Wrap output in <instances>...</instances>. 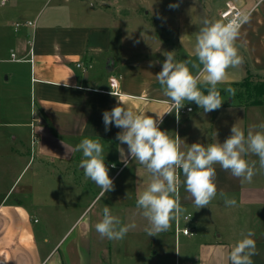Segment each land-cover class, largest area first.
<instances>
[{
    "label": "crops",
    "instance_id": "1",
    "mask_svg": "<svg viewBox=\"0 0 264 264\" xmlns=\"http://www.w3.org/2000/svg\"><path fill=\"white\" fill-rule=\"evenodd\" d=\"M92 1L87 4L85 0H54L44 14H40L45 4L42 1L41 6V0H11L6 8L9 0L0 4V43H5L9 52V57L0 60L20 65L8 71L15 76L11 87L28 88L35 105L29 119L20 121L15 117L12 123L15 128L7 132L15 143L26 128L29 133L33 131L36 141L33 152L31 148L30 151L37 156L34 167L30 157L18 166L15 179L0 198V264H111L112 239L102 238L94 227L104 206L110 207L122 223H132L134 229L146 233L147 220L136 207L135 199L150 175L135 160H130L128 167L123 165L119 150L122 147L127 153V145L116 139L121 129L110 125L105 131L102 112L117 103L139 114L155 116L154 112L163 111L168 98L155 78L165 59L163 52L173 50L177 60L187 59L199 65L194 55L195 38L205 19L221 20L219 12L226 1L239 9L251 8L252 11L249 23L243 26L235 42L242 62L229 66L225 80L217 85L225 97L221 107L203 113L194 102H186L182 108L190 106V111L179 113L178 119L175 112L164 114L160 127L173 137L177 133L182 147H187L185 142L205 145L223 142L234 123L247 132L264 121V103L245 104L237 98L240 82L245 77L251 83L253 77L264 80V3L258 0H162L160 8L147 5L145 13L152 9L157 18H161V29L175 26L174 33H157L155 27H144L138 30L142 36L129 40L124 32L127 17L121 13V9L126 8L112 0ZM170 4L177 6L170 7ZM170 15L171 19L164 17ZM10 16H14L15 22L35 20V26L8 27ZM2 50L0 47V52ZM11 52L19 60L9 59ZM78 62L91 63L92 67L82 70L76 65ZM188 67L195 74L202 66L193 68L190 62ZM20 69L28 71L27 78H20ZM112 76L117 79L113 88L109 85ZM66 79L68 86L63 82ZM228 85L236 90L231 97L225 92ZM84 137L100 140L106 152L108 174L114 182L113 189L94 205L92 201L101 190L79 167L82 154L72 151ZM12 152L13 157L23 153L20 148ZM245 158L256 161V171L250 181L215 165L217 195L208 206L195 209L191 194L182 183L179 187L182 213L191 214L194 234L199 225L203 231L194 264H226L225 253L249 229L256 240V254L252 259L264 264V169H260L255 154L248 153ZM28 168L31 169L29 178L15 190L17 197L10 200L7 194ZM180 178L183 180L182 174ZM56 184H62V204L66 203L62 210L78 212L70 228L79 218L86 217L80 236L65 249L61 247V238L48 240L45 218L40 224L45 201L56 200L55 196L49 197ZM73 185L80 186L82 191L75 192ZM22 195L27 196L26 202ZM231 197L237 200L236 206L225 205V198ZM72 200L80 202L76 208L69 205ZM173 221L165 232L172 234Z\"/></svg>",
    "mask_w": 264,
    "mask_h": 264
},
{
    "label": "clouds",
    "instance_id": "2",
    "mask_svg": "<svg viewBox=\"0 0 264 264\" xmlns=\"http://www.w3.org/2000/svg\"><path fill=\"white\" fill-rule=\"evenodd\" d=\"M258 2L264 3V0ZM251 11V8L237 9L226 21H203L194 45V55L199 65L187 59L177 60L173 50L163 52L165 59L155 74L164 96L168 98V105L163 111L154 112L155 116L139 114L123 103H117L110 110L102 112L105 131L109 130L110 125L121 129L116 133V139L120 144L127 145V153L122 147L119 150L123 165L128 167L130 160H135L150 175V180L135 199L136 207L147 220L145 231L148 235L166 231L170 221L183 212L178 196L181 183L191 194L195 209H199L208 206L217 195L215 165L230 171L235 177L250 181L256 171V161L247 160L245 155L252 153L259 158L260 169H264V121L250 127L247 132L234 123L230 135L223 142L207 145L185 142L187 147H182L181 137L177 133L173 137L168 130L160 127L166 113L175 112L178 119L179 109L186 102H194L203 113L221 107L225 97H222L217 85L225 80V70L229 66L242 62L235 42L243 26L249 23ZM190 62L193 68L202 67L193 74L188 67ZM63 82L68 86L67 79ZM199 85L207 86V91ZM235 91L231 85L225 88L230 97ZM72 151L82 154L79 167L101 190L92 201L94 205L114 187L113 178L108 174L109 167L105 164L104 146L99 139L84 137L74 145ZM224 203L236 206L237 200L234 197L225 198ZM94 227L102 238L119 240L134 224L122 223L110 207L104 206L102 216ZM253 237L252 229L243 234L225 253L226 264H253L252 257L256 254V240Z\"/></svg>",
    "mask_w": 264,
    "mask_h": 264
},
{
    "label": "rangeland",
    "instance_id": "3",
    "mask_svg": "<svg viewBox=\"0 0 264 264\" xmlns=\"http://www.w3.org/2000/svg\"><path fill=\"white\" fill-rule=\"evenodd\" d=\"M42 1L45 3L42 6ZM47 1V2H46ZM54 0H41L40 5L42 6L40 14L47 12L49 8L53 5ZM92 0H85L89 4ZM98 1V0H97ZM107 2L110 0H106ZM116 1L119 6H122L126 9H121V13L127 17V24L125 33L128 39L134 37L142 36V32L139 33L138 30L144 27H155L157 33H174L175 26H171L168 30H163L160 27L161 18L154 14L152 9H149V13L145 12L148 9L147 5L157 6L160 8L164 2L162 0H112ZM93 2V1H92ZM42 3V4H41ZM11 0L7 2L4 6L5 8L10 6ZM95 4V3H94ZM39 6V8L41 7ZM89 6V5H88ZM90 7V6H89ZM156 7V8H157ZM169 14V13H168ZM162 19L167 17L171 19L173 16H161ZM14 16H10L7 21L8 27L14 26ZM19 21V20H18ZM116 30L119 29L115 26ZM115 35H118L115 32ZM117 37V36H116ZM170 41V40H168ZM170 42H168L169 45ZM1 49L0 59L9 57V52L5 43H0ZM18 67L17 63L7 62L6 60H0V198L6 193L9 189L10 184L15 179L18 173V166L20 167L27 159L30 157L31 166H35L37 163V156L31 154V133L29 129L26 128L18 140L13 143L9 139L8 132L10 129L15 127L12 123L15 122V117L21 119L20 121H25V118H30V112L33 113L35 105L30 98V91L28 88L23 89H12L11 83H13L15 76H12L9 72L11 69ZM22 67V66H21ZM9 71V72H8ZM20 78H27L28 71L20 69L18 70ZM9 76V80H7ZM252 83L249 89H245L244 86L241 87V94L238 98V101L244 102L245 104H251L252 102L259 101V103H264V93H259L255 88H252L253 82L258 84L263 82V78L253 77ZM257 104V103H256ZM3 122L11 123V125H4ZM2 134V135H1ZM30 134V135H29ZM3 136V137H2ZM24 146H21V145ZM33 145V144H32ZM20 148L23 151L22 154L18 153V157H13V149ZM31 174V169H25L17 182L13 185L12 189L9 191L7 196L11 200L14 197H17L15 194L16 189H20L23 184H25L27 178ZM47 188V186H43ZM75 192H81L80 186L73 185ZM50 196H55V199L45 201L44 216L41 217L40 224L43 223V219L46 222L48 228L47 238L49 241L59 240L62 243V249L74 242L81 234V228L85 225L86 217L79 218L77 222L70 228L72 222L77 218V211L71 210L70 212L65 209L62 210L66 203L62 204V184L53 185ZM65 192V191H64ZM67 192V190H66ZM68 192H74L73 190L68 189ZM54 194V195H52ZM6 196V197H7ZM59 196V201L57 198ZM68 196V194H67ZM26 202L27 196H21ZM70 202V201H68ZM79 201L72 200L69 205L73 208H76V205H79ZM66 208V207H65ZM62 211L64 214L62 215ZM38 224V226H41ZM201 225L197 226L198 232L193 236H184L180 234L176 240L174 233L163 232L157 233V235H148L147 233L140 232L133 227L129 229L127 234L119 240L112 239V244L114 248H111V264H194L195 256L198 253L197 247L201 238ZM173 231V230H172ZM41 235L39 238L41 239ZM59 246V245H58ZM156 250V252H154ZM253 260V264H262V262Z\"/></svg>",
    "mask_w": 264,
    "mask_h": 264
},
{
    "label": "built area",
    "instance_id": "4",
    "mask_svg": "<svg viewBox=\"0 0 264 264\" xmlns=\"http://www.w3.org/2000/svg\"><path fill=\"white\" fill-rule=\"evenodd\" d=\"M6 2H7V0H0V4L1 5H4ZM237 9H239V8L237 6H235L232 2L226 1L224 8L219 12V16H220L221 20L226 21L229 18H231V16L234 14V12ZM22 25H28V26L34 27L35 26V20L28 19V20L14 22L15 29L18 28L19 26H22ZM31 50H32V48L30 47V49H29L30 53H31ZM9 59H11V60H19V58H17L15 56L14 52L10 53V58ZM76 65L78 67H80L82 70H87L88 68L92 67L91 63L78 62ZM109 85L112 88L117 85L116 77L112 76V77L109 78ZM191 109L192 108L190 106H186L184 108L181 107L179 109V113H183L185 111H190ZM35 141H36V136H35L34 132L32 131L31 132V150H32V152H33V149H34L33 148L34 146L32 144H34ZM177 171L179 172V170H177ZM187 217H189V219L186 221ZM191 221H192V216H191V214L189 212H186V213H182L181 212L179 215H177L174 218V221H173V233L175 235L176 240H177V238H178V236L180 234L187 235V236H193L194 235V231H193V228L191 226Z\"/></svg>",
    "mask_w": 264,
    "mask_h": 264
},
{
    "label": "trees",
    "instance_id": "5",
    "mask_svg": "<svg viewBox=\"0 0 264 264\" xmlns=\"http://www.w3.org/2000/svg\"><path fill=\"white\" fill-rule=\"evenodd\" d=\"M250 85H251V82L249 81L248 77H245L241 82H240V86H244L245 89H249L250 88ZM203 90L204 91H207V86H202ZM241 87H240V91H241ZM252 88H257L256 91H258L259 93H264V81L261 82V83H255V84H252ZM221 91V90H220ZM239 91V92H240ZM238 92V97L240 96L241 92L239 93ZM253 104H256V103H259V101H255V102H252Z\"/></svg>",
    "mask_w": 264,
    "mask_h": 264
}]
</instances>
